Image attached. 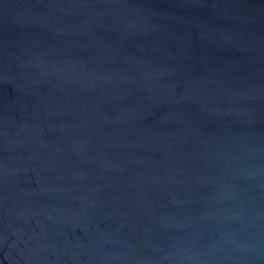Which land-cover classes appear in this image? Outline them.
I'll use <instances>...</instances> for the list:
<instances>
[{"label":"water","instance_id":"1","mask_svg":"<svg viewBox=\"0 0 264 264\" xmlns=\"http://www.w3.org/2000/svg\"><path fill=\"white\" fill-rule=\"evenodd\" d=\"M0 264H264V0H0Z\"/></svg>","mask_w":264,"mask_h":264}]
</instances>
